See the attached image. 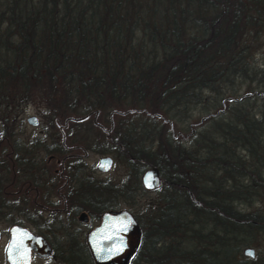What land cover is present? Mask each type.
I'll return each instance as SVG.
<instances>
[{
  "label": "trees",
  "instance_id": "1",
  "mask_svg": "<svg viewBox=\"0 0 264 264\" xmlns=\"http://www.w3.org/2000/svg\"><path fill=\"white\" fill-rule=\"evenodd\" d=\"M262 26L264 0H0V107L40 105L45 129L62 119L68 133L102 135L89 151L115 157L127 186L92 182L80 202L96 216L125 203L140 231L129 264H264L240 257L264 220L238 207L257 177L236 153L256 171L264 108L258 118L249 98L225 99L251 82L245 39ZM196 107L203 117L182 136ZM30 149L15 152L23 174L45 165ZM149 168L152 192L138 182Z\"/></svg>",
  "mask_w": 264,
  "mask_h": 264
},
{
  "label": "flooded vegetation",
  "instance_id": "2",
  "mask_svg": "<svg viewBox=\"0 0 264 264\" xmlns=\"http://www.w3.org/2000/svg\"><path fill=\"white\" fill-rule=\"evenodd\" d=\"M253 75L254 76L251 78V81L256 80V78H263L264 72L259 74L255 73ZM260 89L261 90L259 92L252 91V93H246L245 96H243L244 98H249L246 101L247 104L252 106V108L255 107V111H253V109H250L249 112H256L255 115H257L258 118L261 117L260 113L264 108V85L260 86ZM239 101V99L234 100V102L237 103ZM219 112L224 114V109H221ZM257 116H254V118H256ZM96 119V117L91 118L92 126L103 131V128L100 125L96 124ZM66 120L74 119L67 118ZM109 123H111L110 118ZM192 133L193 132L190 131L188 135H191ZM70 135L76 136L75 133H66V136ZM58 136V141L56 142L52 140L51 144L58 147H56L55 152L49 154L44 163L45 165L43 167H41L42 165H35L36 167L29 173L25 172L23 174L21 171H19V166L16 163L19 158L15 155V152H20L21 149H17L13 144L9 145L7 153L0 156V216L5 217V219L11 220L14 217L12 213L15 212L16 202L22 206L21 208H17L16 210L18 211L20 216H23L26 219L30 218L31 220H42L40 216L41 211L47 212L49 217L43 222L41 231H47L45 235L48 237L49 233L56 234L58 232L55 231H59L64 227L67 230L66 235H78L79 229L73 227L71 225V221H76L77 223L79 222L87 228L86 232L84 233V242L80 244L51 243L49 238L44 236L42 232L36 234L26 229L32 235L42 237L49 248V254L45 258H41L33 251H30L28 255V263L46 264L56 262V264H94L93 260L91 259L85 239L86 235L98 225L100 217L103 213H100L98 216L92 214V212L95 211L94 206L87 205L86 202L81 203L80 201H83L85 199L84 196H81L84 192V189L88 185H90V183L96 182L98 180L94 179L91 175L84 174L85 170L81 163L82 156L85 155L84 150L80 149L78 145L74 144L73 140V144H70L65 138V134L62 131L58 133ZM10 139L11 138L9 137L8 139L3 138V141H6L7 143ZM262 141L263 142H260V146L256 148V153L259 154L260 162L257 165L259 170L254 171V175L256 173L257 177V179L253 178V181L256 183V186L253 188L255 190V194L258 193V189L260 188L262 192H264V178L260 176V171L262 172V168L264 167V139ZM1 143L2 142L0 140V146ZM237 150H240V152H246V154H248V151H245L244 148L243 150L240 148ZM1 151L4 150L0 148V152ZM77 151H81L82 156L77 154ZM73 152L75 154H73ZM53 158L55 160H53ZM110 159L111 166L113 164V161L117 162V160L113 156ZM7 169L9 170V172L6 175L5 172L7 171ZM109 170H111V167ZM125 170L126 169L124 167V172ZM95 171L97 172L96 168ZM16 176L20 177L21 179L19 185L17 183ZM35 178H38L37 182H34ZM7 180H9L8 183ZM121 182L124 184V186H127L126 172L124 178L121 179ZM105 183L106 182H104L103 184ZM17 197H19L20 199H17ZM118 210L116 208L113 211ZM51 220H59V227L54 228L52 225H50L49 222L51 223ZM61 220L65 222H62L61 224ZM90 223L92 225H89ZM11 226L20 225L13 224ZM11 226L8 227L5 235L0 232V264H9L5 259V248L9 239L8 230ZM62 233L65 234L63 231ZM253 253V259L256 257V255H259L257 253L255 254L254 250Z\"/></svg>",
  "mask_w": 264,
  "mask_h": 264
},
{
  "label": "rangeland",
  "instance_id": "3",
  "mask_svg": "<svg viewBox=\"0 0 264 264\" xmlns=\"http://www.w3.org/2000/svg\"><path fill=\"white\" fill-rule=\"evenodd\" d=\"M245 41L247 43H249L248 46V53L247 55H242L245 58V63L247 66H245L244 69L247 70V72L249 74H255V73H262L264 72V26H262L259 31H257L256 36L254 34H251V36H247ZM259 77V76H257ZM249 79L246 80V82L244 84H242V86L239 88V90H237V92L234 94V96H225V99L228 101L229 104H231L232 106H234V104H236L234 102V99H239L241 100L243 96H245L246 93H252V91L254 92H259L260 86L264 85V77L262 78H256V80L251 81L249 83L248 81ZM235 107L237 108L238 105H235ZM219 110V109H218ZM40 111H41V106L40 105H33V104H27L25 106H21L18 107L17 109L13 108L10 110H4L3 107H0V140H1V146L0 148L3 149L4 151L0 152V156H2L3 154L8 152L9 149V145L13 144L14 146L20 147L21 150L25 149L27 151H29L30 149V145L33 146H38L37 149L31 150L32 152V160L35 162H40V163H45L47 157L49 155H47L45 153V150H49L46 149L48 147L51 146L52 144V140L54 141H58V133L60 131H62L65 134V138L68 140V142L70 144H76L80 147V149L84 150L85 155L82 156V152L81 151H77L76 153L79 154L80 156H82L81 159V163L83 165L84 168V174L85 175H91L94 179L101 181V182H108V183H117L118 181H121V179L124 178L125 172H124V167H122V165L119 162H114L111 166V170H109V172H107L106 174L102 175L99 174L95 171V165L98 161L99 158H102L101 156H108L110 158H112V156L110 154H106V155H99L95 152L89 151V147L92 146H96L97 144V139H101L100 137L102 136L101 134H97V133H86V134H79L76 136L70 135V136H66V133L69 132V129H76V127L74 125H64V121L62 122V119H57L59 121H56L55 124H53V128L54 129H45V123L42 120V118L40 117ZM2 112H4L5 115L2 114ZM8 112V115H7ZM210 113H213L210 111ZM3 116L7 117V122L6 123H2L1 118ZM28 117H35L37 120V126L36 127H31L30 125H28L26 123V119ZM203 117V112H200L198 110V107L195 108V112H193L192 117L186 122L188 128L186 127V131L182 132L181 130L179 131V133L182 136L187 135L190 131L194 133L195 129H196V123L199 121L200 118ZM70 118V117H69ZM76 119H80L76 118ZM91 120V119H89ZM78 121V120H77ZM116 121V120H115ZM112 122V121H111ZM99 123L98 125H100L103 130H107V128H111L112 123H109V120L107 118V120L103 119V118H97L96 119V124ZM111 125V126H110ZM7 126L6 131L9 132V138H11L7 143L6 141H3L4 138V127ZM66 126V127H65ZM73 126V127H71ZM87 127H89V125H86ZM83 138V139H81ZM72 140L74 141L72 143ZM237 155L241 158L242 161H245V163L247 165H249L248 170H253L255 171V166L253 165V163L250 161V157H248V155L246 154V152H240V150L236 151ZM70 154V152H69ZM73 154H75L73 152ZM53 160H55L53 158ZM256 170L258 171L259 168L256 167ZM9 172V170L7 169V171L5 172V174L7 175V173ZM94 173V174H93ZM5 175V176H6ZM260 176H262L264 178V167L262 168V172L260 171ZM17 179V183L18 185L20 184V177L16 176ZM140 179V175L138 176V182ZM243 179V178H242ZM9 182V180H7V183ZM4 183V184H7ZM241 184L248 186L249 185V180L248 179H244L243 181H241ZM17 185V184H16ZM17 185V186H18ZM254 190V189H252ZM255 191V190H254ZM52 195V194H51ZM254 195L256 197L253 198L252 202L250 204H242L239 207L240 210L243 211H248V213L250 214H256V216H260L263 218L264 220V192H262L261 188L258 189V193ZM150 198L153 197L152 195H149ZM19 197H17L18 199ZM20 199V198H19ZM144 198L143 197H139L137 199V202L139 205H143L144 204ZM118 209L121 210H128L125 206V203H123L122 201H120L118 203ZM22 206L19 205V203L16 202V209L21 208ZM15 209V212H13L12 214L14 215V217L10 220V219H5V217L0 216V232L3 233L5 235L6 230L8 229L9 226L13 225V224H17L20 225L22 227H24L25 229H28L29 231H31L32 233H39L42 232V234H44V236H46L45 234L47 233V231H41V227L43 225V222L48 219L49 215L47 214V212L41 211L40 216L42 220H31L26 219L23 216H20V214L18 213V211ZM5 211V209H4ZM62 222H65L63 220H61V224ZM50 225H52L54 228H58L59 226V220H51V223L49 222ZM71 225L77 229H79V234L78 235H74V236H70V235H66V228L64 227L63 229L61 228L59 231H55L58 232L56 234H50L49 233V237L46 236L47 238H49L51 243H74V244H80L84 242V233L86 232L87 228L80 224L79 222L77 223L76 221H71ZM89 225H92L91 223ZM91 227V226H90ZM57 230V229H56ZM62 231L65 233L63 234ZM83 233V234H81ZM41 234V233H40ZM246 248H252L255 252V254H259L262 255L264 254V233L260 234V236L255 235L253 237V240L251 242V244L247 245ZM244 249V247L241 249L240 251V257L241 256V252ZM35 264H40V263H35ZM45 264V263H44ZM46 264H56V262H51V263H46Z\"/></svg>",
  "mask_w": 264,
  "mask_h": 264
},
{
  "label": "water",
  "instance_id": "4",
  "mask_svg": "<svg viewBox=\"0 0 264 264\" xmlns=\"http://www.w3.org/2000/svg\"><path fill=\"white\" fill-rule=\"evenodd\" d=\"M26 123L37 126L35 117H28ZM111 167L109 157L100 158L96 164L99 173H107ZM159 177L155 169H146L140 176V185L144 191L152 192L159 187ZM5 248V259L9 264H29L28 255L33 251L41 258L49 254V248L42 237L32 235L21 226H11ZM140 239L139 228L126 210L108 211L101 215L99 223L87 235V244L94 264H129L135 254ZM252 255H249V253ZM241 255L253 259L250 248L242 250Z\"/></svg>",
  "mask_w": 264,
  "mask_h": 264
},
{
  "label": "snow or ice",
  "instance_id": "5",
  "mask_svg": "<svg viewBox=\"0 0 264 264\" xmlns=\"http://www.w3.org/2000/svg\"><path fill=\"white\" fill-rule=\"evenodd\" d=\"M249 255H252V253L250 252Z\"/></svg>",
  "mask_w": 264,
  "mask_h": 264
}]
</instances>
